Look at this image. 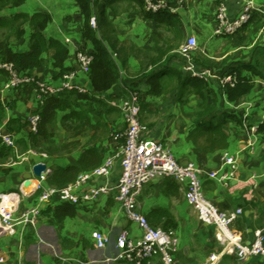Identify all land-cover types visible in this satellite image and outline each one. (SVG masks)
Returning <instances> with one entry per match:
<instances>
[{
    "label": "crops",
    "instance_id": "obj_1",
    "mask_svg": "<svg viewBox=\"0 0 264 264\" xmlns=\"http://www.w3.org/2000/svg\"><path fill=\"white\" fill-rule=\"evenodd\" d=\"M167 1L174 3V0ZM243 1L184 0L183 8L172 18L155 22L135 0H112L107 16L114 32L108 35L115 48L113 57L120 78L102 95L108 107L98 110L101 126L70 139L66 138V132L62 134L63 140L60 136L52 137L53 140L41 139L36 147L42 151L38 153L47 156L45 159L30 155L27 162L13 167L2 166L0 161V194L16 191L22 181L31 179V168L41 161L50 170L73 166L87 148H92V162L100 165L115 150L112 134L125 128L118 108L112 103L124 98L123 89L131 84L140 91V117L148 128L146 137L167 144L179 163L192 162L202 169L207 199L220 211L241 209L242 215L232 230L240 240L251 242L255 230L264 231V0H251L263 14L255 13L236 35L221 38L212 35L218 6L223 4L229 17L234 18ZM38 12L50 14L52 21L43 34L46 39H55L67 47L65 67L76 70V53H91L93 46L82 36L83 17L74 0H24L13 8L0 7V41L7 42L15 53L30 52L31 29L17 15ZM17 28L23 30L20 38L14 36ZM189 38H194L197 44L194 62L215 75L206 81L204 99L186 82L191 79L186 65L174 54ZM52 54V50L47 51L38 67L24 72L46 84L58 85L60 80L53 77ZM247 65L261 75L253 74L244 67ZM233 69H239L241 76L253 83L250 92L236 102L228 101L220 84V78L231 74ZM7 81L8 74L0 70V132L12 137L18 152L21 147H24L22 154L28 150L37 152L29 145L31 131L27 126L28 119L40 110L34 86L5 90ZM75 84L91 90L88 74L80 73ZM245 105H249L251 123L259 125L258 141L253 146L248 145L240 120ZM205 106H211V112L199 116ZM56 129L58 125L50 128L53 136ZM51 141L59 145L54 154L47 150ZM68 144L72 146L64 151L63 147ZM225 156L233 159V168L223 164ZM120 172L117 162L107 181L115 184ZM214 172L218 176L227 173L230 181L225 184L206 175ZM104 181L92 179L81 195L88 196L91 189ZM48 186L43 183L44 188ZM185 190V185L171 179H156L143 187L138 208L152 228L173 230L179 243V263L209 264V257L221 247L214 238L213 227L202 224L186 204ZM39 193L40 190L25 198L21 210L35 205ZM122 230H127L133 239L141 235L140 229L125 217L115 194L84 199L76 205L56 202L42 208L35 230L19 229L15 236L2 238L0 257L5 264H128L110 260L115 255L114 240ZM93 231L109 237L105 249L95 247L91 238ZM142 264L162 262L156 256ZM214 264L264 262L253 259L239 263L226 254Z\"/></svg>",
    "mask_w": 264,
    "mask_h": 264
},
{
    "label": "built area",
    "instance_id": "obj_2",
    "mask_svg": "<svg viewBox=\"0 0 264 264\" xmlns=\"http://www.w3.org/2000/svg\"><path fill=\"white\" fill-rule=\"evenodd\" d=\"M144 10L147 13L156 14L161 11H168L175 14L183 8L184 0H174L171 4L167 0H143ZM263 14V11L256 7L251 0H244L242 8L237 17L230 18L227 9L220 4L216 12V25L213 30V37H229L236 35L243 26L248 24L254 14ZM91 28H96L95 19L89 22ZM197 50L196 40L189 38L175 51L186 65L187 73L191 78L204 82L215 77L209 69L200 68L193 60ZM77 69L65 73L59 80L58 85L46 84L34 76L19 70L12 63H0V70L8 74V81L4 86L5 90H14L25 85H33L36 93L37 104L42 106L43 100L49 96L65 91L75 90L85 93L86 90L75 84L80 73L88 74V69L93 57L88 52L79 51L75 55ZM237 83L234 73L220 78L222 90L232 88ZM125 97L118 103H112L118 108L125 123L121 132H114L112 139L116 142L115 150L107 156L96 168L88 172L80 173L77 178L63 187H43L47 177L45 174L51 172L46 166V171L40 177L32 175L31 179L21 182L16 191L0 194V240L4 237H13L21 229H36L42 216V208L53 203H69L76 205L84 199L95 200L102 196L115 194V199L127 220L135 224L141 231L137 239H133L127 230H122L114 240L115 255L112 261H122L128 264H142L159 256L162 264H181L177 260L179 243L173 231L166 232L161 229L152 228L138 208V199L143 187L156 179H171L178 184L185 185V202L196 213L199 221L214 229V238L219 244L220 251L209 257V264H214L223 255H231L239 263H246L257 259L264 262V231L257 229L253 232L252 240L246 243L240 240L232 230L234 223L242 215L241 209L220 211L209 199L203 190L202 176L205 172L192 162L181 164L174 157L170 147L158 140L146 137L148 128L141 121L140 113V91L139 89L124 87ZM240 120L242 130L249 146L258 141L257 124L251 123L249 105H245ZM40 121L39 114L35 112L29 119L27 126L31 133L37 132ZM0 145L12 150L13 155L9 161L1 164L5 167L21 165L28 161L30 155H38L41 159L47 158L44 153L31 150L19 154L12 137L0 132ZM119 163L120 176L115 184L109 183V178L114 165ZM34 164V165H36ZM223 164L233 168V159L223 157ZM33 165V166H34ZM32 174V168H31ZM213 180L224 182L230 181L227 173L218 176L216 172L206 173ZM105 180L90 190L88 196L81 195L82 190L87 187L92 179ZM31 183L27 190L24 184ZM40 190L37 203L24 210L21 204L25 198ZM91 238L98 250H103L110 242L109 237L93 231ZM3 259L0 257V264Z\"/></svg>",
    "mask_w": 264,
    "mask_h": 264
},
{
    "label": "trees",
    "instance_id": "obj_3",
    "mask_svg": "<svg viewBox=\"0 0 264 264\" xmlns=\"http://www.w3.org/2000/svg\"><path fill=\"white\" fill-rule=\"evenodd\" d=\"M74 1L79 13L83 17L81 27L82 36L86 41L91 42L93 46V51L90 53L93 60L88 69L91 90L85 93H79L75 90L65 91L45 98L40 110L37 111L40 117L37 132L29 134V145L32 148H35L41 139L49 140L53 137L50 128L58 121V117H60L59 122L64 126L69 138L92 132V128L99 129L101 126V118L98 110H103L108 107L102 95L116 85L120 78L119 69L113 57L115 48L111 46L108 35L110 32H114L112 23L107 16V9L112 0ZM135 1L144 11L143 0ZM23 2L24 0H0V7L9 6L13 8L21 5ZM144 13L149 19L155 22L167 20L173 16L168 11H161L156 14ZM93 14H96L95 29L91 28L89 24ZM17 17L19 18L18 20L22 21V24L28 25L31 29L29 39L30 52L15 53L8 47L7 42L0 41V63H12L19 70L27 71L38 67L41 56L47 51L52 50L53 54L50 60L54 70L53 77L60 79L65 73L69 72L70 70L65 67V62L68 58L67 47L55 39H46L43 34L46 27L52 21L50 14L38 12L30 16L19 14ZM22 35L23 30L17 28L14 36L20 38ZM244 67L251 69L253 74L261 75L260 71L249 65ZM230 73L236 75L237 83L234 87L227 88L225 95L228 101L236 102L239 98L250 92L253 83L251 80L242 77L239 69H233ZM186 82L191 84L196 94L203 99L205 98L203 90L206 87V82L196 78H191ZM136 87V85L133 86V88ZM211 110V106H205L198 115L210 113ZM71 146V144L65 145L63 150L67 151ZM92 153V148H87L76 165L54 168L47 176L45 182L49 186L63 187L72 183L80 173L91 171L98 167L99 162H95L94 164L92 162ZM9 155H13L12 150L0 145V161H4ZM164 231L170 232L173 230L168 228Z\"/></svg>",
    "mask_w": 264,
    "mask_h": 264
},
{
    "label": "rangeland",
    "instance_id": "obj_4",
    "mask_svg": "<svg viewBox=\"0 0 264 264\" xmlns=\"http://www.w3.org/2000/svg\"><path fill=\"white\" fill-rule=\"evenodd\" d=\"M126 86H129V87L133 88V86L131 84H127ZM57 125H58V130L57 129L55 130L53 139L54 138L57 139L59 136L62 138V140H63V137H65V136H66L67 139H70V138H68L67 134H65L66 130H65L64 126L58 121L55 123L54 126L56 127ZM63 133L65 134V136L62 135ZM51 139H52V137H51ZM57 146L59 147V145H56L54 142H52V141L49 142V145L47 146L48 152L49 153H53V154L56 153L57 152V150H56ZM35 148H36V151L38 150L37 152H42L39 147H35ZM39 149H40V151H39ZM23 150H24V147H21L20 150H19L20 154H22ZM9 158L10 157L8 156L7 160L2 161L1 164L6 163L7 161H9ZM1 259H2V257H1ZM1 264H5V262H2Z\"/></svg>",
    "mask_w": 264,
    "mask_h": 264
},
{
    "label": "water",
    "instance_id": "obj_5",
    "mask_svg": "<svg viewBox=\"0 0 264 264\" xmlns=\"http://www.w3.org/2000/svg\"><path fill=\"white\" fill-rule=\"evenodd\" d=\"M46 171V166L43 164H36L32 167V175L36 178L40 177ZM48 176V173L45 174V177ZM30 178V177H29Z\"/></svg>",
    "mask_w": 264,
    "mask_h": 264
},
{
    "label": "bare ground",
    "instance_id": "obj_6",
    "mask_svg": "<svg viewBox=\"0 0 264 264\" xmlns=\"http://www.w3.org/2000/svg\"><path fill=\"white\" fill-rule=\"evenodd\" d=\"M31 186V183L27 182L26 184H24V190H27L28 188L27 187H30Z\"/></svg>",
    "mask_w": 264,
    "mask_h": 264
}]
</instances>
